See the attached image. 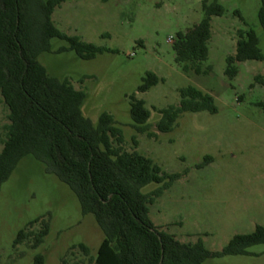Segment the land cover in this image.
I'll use <instances>...</instances> for the list:
<instances>
[{
    "label": "rangeland",
    "instance_id": "rangeland-1",
    "mask_svg": "<svg viewBox=\"0 0 264 264\" xmlns=\"http://www.w3.org/2000/svg\"><path fill=\"white\" fill-rule=\"evenodd\" d=\"M215 0H65L53 13L68 36L115 50L95 59L74 51L58 53L64 40H52L53 51L39 56L50 76L69 79L86 93L84 115L97 125L111 114L122 130L124 150L151 158L164 172L180 174L155 202L150 217L159 230L181 242L202 240L221 251L237 234L264 226V61L238 63L239 74H226L227 58L236 53L241 30L253 29L264 54L260 0H218L223 16L212 18L209 57L201 74L185 73L175 60L174 40L204 18V5ZM164 81L141 93L147 73ZM195 86L215 98L218 112H185L173 131L162 133L154 110L180 103V89ZM151 110L149 132L138 133L131 117V96ZM0 94V152L9 124ZM210 156L207 162L205 157ZM162 187L149 184L148 194ZM39 220L35 222V220ZM32 223V224H31ZM49 225L37 248L34 234ZM30 234L15 245L19 231ZM104 233L93 215H83L71 188L33 156L24 158L0 190V264H96ZM81 245L88 249L86 253ZM250 255L208 259L204 264H264V244Z\"/></svg>",
    "mask_w": 264,
    "mask_h": 264
},
{
    "label": "trees",
    "instance_id": "trees-1",
    "mask_svg": "<svg viewBox=\"0 0 264 264\" xmlns=\"http://www.w3.org/2000/svg\"><path fill=\"white\" fill-rule=\"evenodd\" d=\"M65 0H0V94L9 110V124L0 152V190L20 162L33 156L46 165L78 197L83 215H93L104 233L94 259L96 264H204L208 259L231 255H250L248 249L264 244V226L250 234H237L221 251L206 248L202 240L184 243L159 230L150 217V204L175 182L180 174H168L153 159L138 151L124 150L123 133L113 116L101 114L95 125L82 105L86 93L69 79L50 76L39 61L52 52V40L68 46L57 52L74 51L83 60L95 59L115 50L68 36L52 16ZM259 22L264 30V0H260ZM204 18L193 28L179 32L173 43L175 60L185 73L201 74L209 57L212 18L223 16L218 0L204 5ZM264 61L260 40L253 29L241 30L236 53L227 58L225 74L234 79L238 63ZM164 79L147 73L138 91H149ZM180 103L157 109L162 117L157 128L162 133L174 130L185 112H218L215 98L195 87L180 89ZM131 117L138 133L149 132L151 110L146 102L131 96ZM210 156L205 157L207 162ZM162 187L144 193L149 184ZM39 220H35L38 222ZM32 224V223H31ZM49 234V225L34 234L33 247H39ZM30 234L19 231L15 245ZM81 248L88 253L85 245ZM34 264H45L38 254Z\"/></svg>",
    "mask_w": 264,
    "mask_h": 264
},
{
    "label": "crops",
    "instance_id": "crops-1",
    "mask_svg": "<svg viewBox=\"0 0 264 264\" xmlns=\"http://www.w3.org/2000/svg\"><path fill=\"white\" fill-rule=\"evenodd\" d=\"M185 243V242H184Z\"/></svg>",
    "mask_w": 264,
    "mask_h": 264
}]
</instances>
